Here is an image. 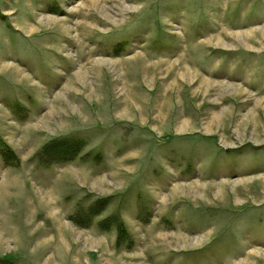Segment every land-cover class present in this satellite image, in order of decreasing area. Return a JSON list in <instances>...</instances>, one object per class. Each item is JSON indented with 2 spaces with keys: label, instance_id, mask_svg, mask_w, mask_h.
<instances>
[{
  "label": "rangeland",
  "instance_id": "374dc122",
  "mask_svg": "<svg viewBox=\"0 0 264 264\" xmlns=\"http://www.w3.org/2000/svg\"><path fill=\"white\" fill-rule=\"evenodd\" d=\"M92 1L0 0V264H264V0Z\"/></svg>",
  "mask_w": 264,
  "mask_h": 264
},
{
  "label": "bare ground",
  "instance_id": "6f19581e",
  "mask_svg": "<svg viewBox=\"0 0 264 264\" xmlns=\"http://www.w3.org/2000/svg\"><path fill=\"white\" fill-rule=\"evenodd\" d=\"M93 1H94V0H93ZM93 1H92V2H93ZM98 4H99V3H98ZM98 4H97V5L95 4V5L98 6ZM87 12H88V11H87ZM89 14L91 15V14H93V13L90 12ZM94 15H95V14H94ZM88 17H89V16H88ZM91 17H92V16H91ZM89 18H90V17H89ZM84 26H85V25H84Z\"/></svg>",
  "mask_w": 264,
  "mask_h": 264
}]
</instances>
